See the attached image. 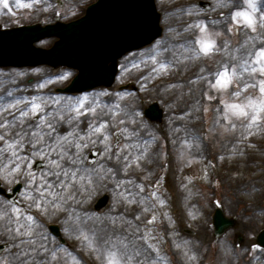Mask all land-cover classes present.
I'll return each mask as SVG.
<instances>
[{
    "label": "rangeland",
    "instance_id": "obj_1",
    "mask_svg": "<svg viewBox=\"0 0 264 264\" xmlns=\"http://www.w3.org/2000/svg\"><path fill=\"white\" fill-rule=\"evenodd\" d=\"M94 1L25 0L31 7H19L17 0H10L11 7L0 4V23L4 27L37 22L46 24L52 22L57 15L62 20L69 21L81 16ZM209 1L212 3L211 10L200 6L198 0H157L158 9L162 13L163 35L149 46L131 51L121 59L120 72L112 87H98L79 94H62L56 88L69 84L77 73L73 68L62 66L53 69L49 65L0 66V108H7L11 98L14 101L24 100L26 104L35 102L43 105L39 113L23 118L19 125L13 124L7 130L0 129V135L4 136L0 140V149H4L3 154H0V178L7 188H11L16 180L24 182L18 200L14 202L15 206L37 218V237H44L42 242L49 252L59 249L57 260H52L50 255L39 251L34 254V260L26 259L25 264H75L76 261L80 264H106L107 254L90 249L89 243L77 231L76 224L83 220L80 214L89 216L91 221H97L110 208L117 211V216H120L118 213H125L124 218L132 220L122 221L124 218L120 216L117 224L123 228L121 230L127 239L130 235H136L140 249L148 247L142 237H150L154 247L150 248L146 257H142V254L137 257L140 264H264V248L255 242L256 235L264 228V185L254 188L252 184L244 185L239 179L254 173L260 174L262 170H257V160L261 148H264V113L261 114L262 120L258 122L259 127L252 128L253 134L250 136L248 117L239 115L238 109L232 107L239 104L251 113L250 102L259 103L264 96L259 90L264 72L252 73L244 68V61L252 59L245 53L264 47V3H259L254 14L256 28L253 30L247 22L240 18L238 22L234 17L235 11L242 6L240 0ZM201 22L207 25L216 41L211 54H204L198 43L203 36L200 27H197ZM259 32L260 35H256ZM55 39L45 38L38 45L50 47ZM181 42L187 45L184 46V53L177 55L173 49ZM247 42L250 43L249 49L241 54ZM197 51L200 55H196ZM149 55H155L161 63H168V69L159 74L153 72L156 65L148 59ZM225 66L230 75L235 68V75H232L227 87L217 83L219 73ZM251 66L249 63L248 67ZM129 82H133L137 88L120 89L121 85ZM85 94L90 98L86 106L92 105V94H96L98 118L90 112H83L71 122H66L68 117L59 119V112L65 104L82 99ZM33 97L36 98L35 101L32 100ZM154 100H158L165 109L163 122L153 123L144 115L147 103ZM17 115L13 109L0 112V123ZM54 115L55 120L52 119ZM38 116L46 117L52 123L55 133L49 132ZM105 119L109 121L108 131L113 144L123 146L130 141H144L150 145L153 156L139 164L130 159L128 163L131 166L125 171L123 157L130 150L120 153L112 147L110 154L106 155L104 145L100 142L102 135L100 140L93 137L95 144L85 141L87 146L81 152L82 159L89 166L95 167V164L88 163L87 156L89 150L96 147L99 149L96 163L103 164L106 169H113L115 174L108 173L102 179H95L93 185L82 194L78 188L75 189V200H68L58 210L49 208L45 214L33 207L26 195L28 177L23 171L9 175L12 166L4 167L11 156L5 144L14 139L21 128L24 133H30L39 126L44 133L43 139L51 143L68 133H72L73 137L82 136L87 133L89 124L95 126ZM133 119L135 124L131 123ZM75 122L78 128L73 130L71 125L74 126ZM231 124H235L234 129ZM226 128L229 130L226 131ZM117 129L121 130L119 141ZM131 132H135V136L130 137ZM73 137H68L71 151H75L71 145ZM32 139L31 135L26 137L22 155L28 156L30 151H36L30 143ZM195 146L198 152L193 153ZM131 153L137 155V152ZM118 155L119 160L116 158ZM51 158L55 159V154ZM38 159L46 162L42 169L32 167L39 183L40 175L49 170V165L46 158L38 155L31 156L32 165ZM262 176L258 178H264ZM46 179L54 181L53 177ZM131 179L136 182L132 187ZM116 183L119 185L118 189L115 187ZM184 185H189L191 196L183 194ZM122 186L125 189L135 186L139 191V198L133 199L132 195L122 193L120 200L116 199V189L121 191ZM104 193L111 195L109 204L105 209L96 211L94 203ZM163 194H167L163 205L171 211L177 222L176 228L187 236H195L198 231L206 236V241L194 246V257L191 252L177 248L181 242L172 235L170 221L169 230L162 231V217L152 220L153 215L158 216L157 205L147 206L141 200L142 197L149 202L150 197L159 198ZM9 202L11 201L0 195V211H8ZM217 206H222L227 216L237 219L236 226L220 237L214 235L212 221ZM194 218H201L204 222L195 225ZM53 222L61 226L67 244L60 243L50 232L48 225ZM10 227L5 220L0 219V243H8L0 255V261L8 260L10 264H19L18 260L13 259V253L19 252L21 248L27 252L28 248L19 244L21 240L28 238L17 236L8 230ZM226 245L230 249L225 248ZM156 248L160 251L156 252ZM222 249L232 253L224 255ZM65 252L71 255H65Z\"/></svg>",
    "mask_w": 264,
    "mask_h": 264
},
{
    "label": "snow or ice",
    "instance_id": "obj_2",
    "mask_svg": "<svg viewBox=\"0 0 264 264\" xmlns=\"http://www.w3.org/2000/svg\"><path fill=\"white\" fill-rule=\"evenodd\" d=\"M0 4L5 7H11L10 0H0ZM17 5L19 7H31L30 3H26L25 0H17ZM240 12L237 10L234 13V17L237 18L239 22ZM245 22L252 26L253 30L256 28V20L253 14L245 15ZM197 27H200L203 36L199 38L198 43L200 49L204 54H211L216 45L214 39H206L205 37L211 35L207 29V25L202 22L197 24ZM166 51V49H165ZM248 57L252 59L244 61V68L246 71L252 73L264 72V47H259L255 52L245 53ZM196 55H200V52L197 51ZM148 59L151 60L156 67L152 69L153 72L159 74V72L168 69V63H161L155 55H149ZM251 63V67L248 65ZM232 75H235V68L232 70ZM232 75L229 74V69L227 66L219 73L217 83L225 87L231 82ZM260 93L264 94V80H260ZM174 87V85H172ZM247 87V85H246ZM35 97L32 98L35 101ZM88 94H85L82 99L73 100L68 104L64 105V108L59 112V119H64L65 116L68 117V122H71L73 119H78L83 112H90L92 114L96 113L97 104L96 97L93 96L92 105L86 106V102L89 100ZM58 103V102H57ZM252 111L251 113L246 110L242 105L236 104L232 107L238 109V114L241 116L248 117V134L251 136L253 133L252 128H258L262 120V113H264V96L259 100V103L250 102ZM22 105V107H21ZM73 105H75L73 107ZM43 105L41 103L32 102L26 104L24 100H16L8 104L7 108H0V112L8 111L9 109L16 110L18 115L13 117L11 120H4L0 123V129H11L13 124L19 125L20 120L29 116L36 115L41 111ZM74 114V115H73ZM44 123V127L48 129L49 132L55 133L52 123H49L47 118L44 116H38ZM53 120L56 119L54 115ZM119 123H124V121H119ZM132 124H135L136 121L131 120ZM108 120H101L95 126L89 124L88 131L82 136L73 137L72 133H68L65 137H57L56 140L49 143L43 139L44 133L37 126V130L30 131V133H24L23 129L16 133L15 138L10 142L5 144V148L11 152V156L8 158L7 164L4 165L5 168H8L11 165V170L9 175L19 174L22 171L28 177V185L26 195L32 201L33 207L39 209L42 213H47L49 208L60 209L68 200H75L76 194L75 189H79L82 194L84 191H87L89 187L93 185V182L97 178H103L105 174L114 175V170L111 168H105L103 164L96 163L95 160L92 161L95 164V167H91L85 163L84 159L81 157V152L84 147L87 146L85 141L88 144H95L93 137H96L97 140H100L102 135L103 139L100 142L104 145V153L109 155L112 147H115L118 152L123 153L126 150H130L133 147L137 148L140 152V155H133L131 151L123 157L125 161L124 170L131 166L128 161L131 159L136 164L140 163V157L146 156L149 149L145 143H136L128 142L123 146L120 144H113L111 142V135L108 131ZM231 128H235V124H231ZM229 130L228 128L225 129ZM120 132V129H117ZM126 131V130H125ZM31 135L33 138L30 142L32 147L36 151H30L28 156L21 154L23 145L26 142V137ZM130 137L135 136V132L129 133ZM68 137H73L71 140V145L75 151H71L68 147L69 139ZM4 136L0 135V140H3ZM4 149H0V154H3ZM55 154V159L51 158ZM38 155L42 158L47 159V164L49 165V170L46 173H42L39 177V183L37 182L36 174L32 172V161L31 156ZM67 157V160H65ZM118 160L120 156L116 157ZM223 159V157H221ZM46 177H53L54 181L50 182ZM218 183V181H217ZM119 186V185H117ZM143 186H141L142 189ZM130 195V194H129ZM156 193H153L155 196ZM161 204L165 203L164 200L159 201ZM8 211H0V219L5 220L7 225L11 227L8 228L9 231L14 232L17 236L27 237V240H21L20 244L28 248V251H24L23 248L19 252L13 253V259L19 261V264H25V260H34V254L42 251L46 255H50L52 260L59 259L58 252L59 249L49 252V249L44 247L43 244H38V239H44L43 236L37 237L35 231L37 227V218L28 212H22L19 206H15L14 202H9ZM78 219V218H77ZM114 224L115 218H110ZM152 220H156V216H152ZM80 232L82 238L89 243L90 249H94L101 254L106 253V264H140V261L137 259L141 255L140 251L132 244V242L126 240L123 237H118L115 240H105L103 243L97 241L89 240L87 230L82 226L77 229ZM138 231V229H137ZM95 235V233H93ZM145 240H150V237H142ZM119 245V247H117ZM187 246V242H185ZM149 247H154V245L149 244ZM181 245H177V248H180ZM156 252H159V248L155 249ZM65 255H71L70 253L65 252ZM195 253H192L194 257ZM75 259V257H73ZM0 264H10V261L4 260L0 261Z\"/></svg>",
    "mask_w": 264,
    "mask_h": 264
},
{
    "label": "water",
    "instance_id": "obj_3",
    "mask_svg": "<svg viewBox=\"0 0 264 264\" xmlns=\"http://www.w3.org/2000/svg\"><path fill=\"white\" fill-rule=\"evenodd\" d=\"M210 8L211 4L202 1ZM161 14L155 0H98L87 8L81 18L70 22L59 19L56 23L24 25L2 29L0 25V65L35 66L50 64L53 67L68 65L77 68L79 74L65 91L82 92L99 86H111L119 70V59L133 49L144 47L162 35ZM57 36L59 39L47 49L35 43L44 37ZM152 120L163 117V110L157 102L146 109ZM98 150L93 149L90 163L97 160ZM38 160L35 168L43 167ZM16 193L6 195L15 201ZM0 192H5L1 187ZM109 196L101 197L96 205L98 210L106 207ZM215 234L221 235L235 225V219L226 217L221 208L214 215ZM54 233L59 228L51 225ZM257 243L264 246V230L257 236ZM7 244L0 245V254Z\"/></svg>",
    "mask_w": 264,
    "mask_h": 264
},
{
    "label": "bare ground",
    "instance_id": "obj_4",
    "mask_svg": "<svg viewBox=\"0 0 264 264\" xmlns=\"http://www.w3.org/2000/svg\"><path fill=\"white\" fill-rule=\"evenodd\" d=\"M228 1L229 2H232L233 0H228ZM172 25H175V22H172ZM256 35H260V32L259 33H256ZM254 37L256 38L257 36H254ZM166 38H168V36ZM185 45H187V44L184 43V42L183 43L181 42L179 45H177V47L175 49H173L174 52L177 55L183 54L184 53L183 51H184V46ZM249 45H250L249 42H247V44H245V48L243 47V50H242L241 54L249 49ZM95 95L96 94H92V96H95ZM11 102H14V98H11L10 99L9 103H11ZM135 107L137 109H139L138 106H135ZM66 117L67 116H65L64 118L67 119ZM94 117L95 118H98L99 117L97 110H96V114H94ZM66 122H68V119H67ZM76 122H79V121H76ZM76 122L74 123V126L71 125V127H72L73 130H74V128L75 129L78 128V124ZM175 137H176V135H175ZM139 143H145L147 145L148 149H149V151H148V153H147L146 156H141L140 157V161H142L144 159H150L153 156V154H154V152L152 150H150V145H148L144 141H141ZM130 151H132L133 153L137 152V155H140L139 150L137 148H135V147H133L132 149H130ZM192 152L193 153L198 152V148H196V146H195V148L192 149ZM262 153H264V148H261V150H260V157L257 160V162H258L257 163V170L259 171V169L262 168L261 172H259L260 174L254 173V175L251 174L247 178H239L240 181H241V183H243L244 185L245 184H247V185H251L252 184L254 188L255 187L258 188V187L264 185V178H258V177H263L262 175H264V170H263L264 154H262ZM130 181H131V187H132V185L135 184L136 182L133 179H131ZM129 185H130V182H129ZM115 187H117V189H118L117 183L115 184ZM117 189H116V192L115 191L114 192L116 193V199H118V200H120V197H121L122 193H127V194H125L127 196L132 195L133 199L134 198H139V196H138V192L139 191H138V189L135 188V186H134V188H126V189H125L124 186H122V189L120 188L121 191H119ZM191 192H192V190L190 189L189 185H184L183 186V194L186 197L191 196L190 195ZM166 196H167V194H163L159 198L158 197H156V198L155 197H153V198L150 197L151 200H149V202H148V200H144L142 197H141V200H143L144 205H147V206H148V204L157 205V207L159 209V213H158V216L156 215V218L162 217L161 218V221H160L161 222V229H162V231H166V230L168 231L169 230V221H170V223L172 224V227L170 228L171 229V233L175 237V239H177L179 241V243L181 242V244H180L181 245V247H180L181 250H187V252H191L192 253L194 251V246L196 244L197 245L198 244H202V242L206 241V236L201 231H198L195 236H187L184 233H182L178 228H176L175 224L177 222L175 221L173 215L171 214V211L168 210V208L165 207V205H163V204H161L159 202L160 200H163ZM110 197H111V195H110ZM132 197H130V198H132ZM147 198H149V197H147ZM190 199H191V197H190ZM190 199L188 200V202H190ZM189 206L191 207L192 204H189ZM142 209H141V211H142ZM118 215L123 216V218H124L125 213L124 214L118 213ZM80 216H81V218L83 220L81 222H78L76 224L77 225V229L79 227H81V226L84 229H86L87 230V234L89 236V240L97 241L99 243H103V241H105V240H115L118 237H123L126 240L132 242V244L138 250H140V253L142 254V257H146L147 256L146 254H149L150 253V248L151 247H149V244L153 245L152 242H151V240H146V244H147L146 247L148 246L147 249H142V248L140 249V247L137 246L138 243H137V241L135 239L136 238V235L135 234H134L135 237L133 235H130L129 239L126 238V236L124 235L123 231L121 230L123 228L120 227V226H118V224H117V222H118V220L120 218V216H117V211H115V210L112 211L111 208H110L109 211L104 214V216L102 217V219H99L97 221H91L90 220V217L87 216V215L85 216V215L80 214ZM110 218H115V221L116 222L113 224ZM135 220H137V218ZM122 221L132 222V220L128 219V217L127 218H124ZM133 221H134V219H133ZM193 222H194L195 225H201L204 222V220L201 219V218H194ZM129 225H130V223H129ZM187 225H190V223L187 222ZM116 226H117V228H116ZM93 233H95V235H93ZM42 241L43 240L38 239V244H43L44 242H42ZM185 242H187V246H185ZM19 245H21V244H19ZM117 247H119V245H117ZM229 247L230 246H228V245L225 246V248L230 249ZM221 252L224 255H230L232 253L230 250H226V249H222ZM74 263L75 264H80L79 261H76Z\"/></svg>",
    "mask_w": 264,
    "mask_h": 264
},
{
    "label": "clouds",
    "instance_id": "obj_5",
    "mask_svg": "<svg viewBox=\"0 0 264 264\" xmlns=\"http://www.w3.org/2000/svg\"><path fill=\"white\" fill-rule=\"evenodd\" d=\"M241 7L239 8L240 16L242 21H245L246 14H255L259 3H264V0H240ZM206 39H213L212 35L205 37Z\"/></svg>",
    "mask_w": 264,
    "mask_h": 264
}]
</instances>
